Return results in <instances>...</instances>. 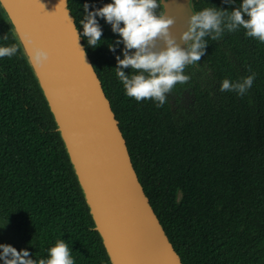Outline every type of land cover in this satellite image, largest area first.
Returning a JSON list of instances; mask_svg holds the SVG:
<instances>
[{
	"label": "trees",
	"instance_id": "16d2710c",
	"mask_svg": "<svg viewBox=\"0 0 264 264\" xmlns=\"http://www.w3.org/2000/svg\"><path fill=\"white\" fill-rule=\"evenodd\" d=\"M68 1L77 18L79 0ZM199 6L231 11L235 5L201 0ZM206 39L197 109L175 118L168 102H137L109 79L103 90L182 263L264 264V43L242 28L226 31L220 42ZM12 44L18 53L0 58V223L14 235L10 245L27 249L34 260L46 259L47 249L62 239L75 264H111L57 125L0 6V46ZM251 72L256 79L247 95L219 90L222 80Z\"/></svg>",
	"mask_w": 264,
	"mask_h": 264
},
{
	"label": "water",
	"instance_id": "95a60500",
	"mask_svg": "<svg viewBox=\"0 0 264 264\" xmlns=\"http://www.w3.org/2000/svg\"><path fill=\"white\" fill-rule=\"evenodd\" d=\"M0 6L57 125L110 263L183 264L139 181L82 37L76 42L68 0H0ZM163 11L174 18L170 33L179 42L195 12L193 0H162ZM33 47L48 51L45 63L30 60Z\"/></svg>",
	"mask_w": 264,
	"mask_h": 264
},
{
	"label": "clouds",
	"instance_id": "9594fccd",
	"mask_svg": "<svg viewBox=\"0 0 264 264\" xmlns=\"http://www.w3.org/2000/svg\"><path fill=\"white\" fill-rule=\"evenodd\" d=\"M223 3L235 6L231 11L207 7L191 12L186 29L179 35V42L170 33L174 18L159 11L162 0H111L99 8L93 5L91 10L85 3L79 22L82 32L78 33L73 24L76 42L82 36L89 47H97L103 35L97 17L102 18L119 36L114 43L108 44L109 51L115 53L117 47L123 45V58L115 56V68L125 94L137 102L151 100L156 107H162L167 95L178 84L190 82L191 77L185 74V70L206 55V38L219 41L226 31L231 33L242 28L247 37L264 43V0H240L238 6L236 0H223ZM2 38L6 41L8 36ZM79 47L83 53V48ZM18 51L16 44L0 46V58H11ZM28 55L36 65L45 63L49 58L48 51L41 47L31 48ZM255 79V72L238 81L224 79L219 90L235 92L243 97L252 88ZM0 261L3 264H75L69 245L62 239L56 240L47 249L46 259L35 260L27 249L17 250L10 244H0Z\"/></svg>",
	"mask_w": 264,
	"mask_h": 264
},
{
	"label": "flooded vegetation",
	"instance_id": "af4514ba",
	"mask_svg": "<svg viewBox=\"0 0 264 264\" xmlns=\"http://www.w3.org/2000/svg\"><path fill=\"white\" fill-rule=\"evenodd\" d=\"M69 2V1H68ZM111 0H79L76 5L74 6L75 11L77 12L78 17L74 19L78 20V24H76V27L78 28L79 32H82V26L79 24L80 20L83 17V5L85 3H88L91 7L94 5L95 7L99 8L103 6L106 3H110ZM201 0H193V5L195 12L202 10L205 7H200ZM69 5V3H68ZM71 10V9H70ZM159 11H161V6ZM97 20L99 21V24L102 28V41H100V44L95 47H89L86 38L82 37V42L85 47V50L87 51L91 62L94 59L98 73L100 75L101 84L104 85V87L108 88L109 85L106 83L109 79L113 84H120L121 87H123L121 81L118 79L116 75V55H120L121 58H123V54L121 52V49L123 48V45H119L116 49V52L113 53L109 51L108 44L114 43L116 39L119 38L118 34L113 33L111 30V26L107 24L102 18L97 17ZM80 27V28H79ZM221 40V39H220ZM220 40L218 42H220ZM229 56V53L227 54ZM202 58L196 65H190L186 68L185 74L189 75L191 77V80L189 83L184 85H177L175 89L172 91L171 94L167 95V100L171 106V113L176 118L177 116L181 115L182 111H190L197 109L196 102H197V95L199 93L200 84H201V71L203 70L202 65ZM127 72L128 70L125 69ZM103 87V86H102Z\"/></svg>",
	"mask_w": 264,
	"mask_h": 264
},
{
	"label": "rangeland",
	"instance_id": "374dc122",
	"mask_svg": "<svg viewBox=\"0 0 264 264\" xmlns=\"http://www.w3.org/2000/svg\"><path fill=\"white\" fill-rule=\"evenodd\" d=\"M14 240V235L0 223V244H13Z\"/></svg>",
	"mask_w": 264,
	"mask_h": 264
}]
</instances>
